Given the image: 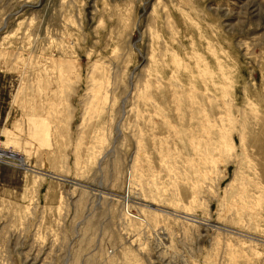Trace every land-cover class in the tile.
I'll return each mask as SVG.
<instances>
[{
    "label": "rangeland",
    "instance_id": "rangeland-1",
    "mask_svg": "<svg viewBox=\"0 0 264 264\" xmlns=\"http://www.w3.org/2000/svg\"><path fill=\"white\" fill-rule=\"evenodd\" d=\"M0 264H264V0H0Z\"/></svg>",
    "mask_w": 264,
    "mask_h": 264
},
{
    "label": "bare ground",
    "instance_id": "bare-ground-1",
    "mask_svg": "<svg viewBox=\"0 0 264 264\" xmlns=\"http://www.w3.org/2000/svg\"><path fill=\"white\" fill-rule=\"evenodd\" d=\"M0 157H6L8 159L15 160V161L19 162V164L21 166H24V164H23L24 162H23L22 158L19 155H17V154L4 152V151L0 150Z\"/></svg>",
    "mask_w": 264,
    "mask_h": 264
}]
</instances>
